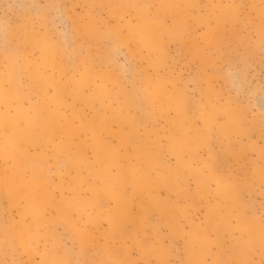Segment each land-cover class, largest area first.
<instances>
[{"label":"rangeland","instance_id":"1","mask_svg":"<svg viewBox=\"0 0 264 264\" xmlns=\"http://www.w3.org/2000/svg\"><path fill=\"white\" fill-rule=\"evenodd\" d=\"M0 264H264V0H0Z\"/></svg>","mask_w":264,"mask_h":264}]
</instances>
